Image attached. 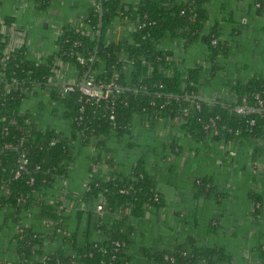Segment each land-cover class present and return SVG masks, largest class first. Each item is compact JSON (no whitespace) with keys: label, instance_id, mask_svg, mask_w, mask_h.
I'll return each mask as SVG.
<instances>
[{"label":"trees","instance_id":"obj_1","mask_svg":"<svg viewBox=\"0 0 264 264\" xmlns=\"http://www.w3.org/2000/svg\"><path fill=\"white\" fill-rule=\"evenodd\" d=\"M96 3L43 58L9 46L1 26L15 17L0 15V264H264L261 193H250L255 232L243 252L193 237L165 247L151 230L165 203L144 172L185 146L223 151L241 172L264 163V52L254 47L264 0H101L98 41ZM237 53L245 59L229 71ZM89 68L85 82L107 97L79 89ZM81 166L74 193L67 180ZM213 188L209 176L193 180L194 194Z\"/></svg>","mask_w":264,"mask_h":264},{"label":"crops","instance_id":"obj_2","mask_svg":"<svg viewBox=\"0 0 264 264\" xmlns=\"http://www.w3.org/2000/svg\"><path fill=\"white\" fill-rule=\"evenodd\" d=\"M128 1L134 4L137 0ZM1 2L0 15L15 17L17 46L27 47L34 58H43L51 53L56 48L55 40L62 28L71 25L78 29L81 17L97 5L96 0ZM119 35L120 32L117 33ZM257 35L262 44L255 52L261 54L264 52V30ZM218 150L222 149L219 147ZM130 153L134 155L137 151L130 149ZM180 153L169 160L158 157L156 162L148 161L144 167V172L150 174L165 203L157 216L158 225L151 229L154 239L166 247L193 237L197 244L209 242L243 252L248 247V237L255 232L250 223L253 219L249 213L250 193L264 196V163L258 162L254 171L241 172L235 164L223 161V151L213 158L208 148L185 146ZM209 159H213V163ZM81 168V179L84 180L87 176L86 167ZM201 176H209L212 181L214 188L210 197L194 194L193 180ZM74 181L67 180V184L76 193L83 184L77 185ZM212 218L216 224L209 226ZM151 230L144 226L145 234Z\"/></svg>","mask_w":264,"mask_h":264},{"label":"built area","instance_id":"obj_3","mask_svg":"<svg viewBox=\"0 0 264 264\" xmlns=\"http://www.w3.org/2000/svg\"><path fill=\"white\" fill-rule=\"evenodd\" d=\"M1 27H2L1 28L2 32L6 31L8 33V36H9L8 40H7L8 45L10 47L17 46V29L15 27V24H12V25L2 24ZM96 88H97L96 86L91 85L90 81L85 82L84 87H82L81 84L79 85V89L81 90V92L83 94L88 95V96L96 97V98H101V97L105 98L108 96L107 90L101 91V89H96ZM60 89L62 92H67V91H70L73 89V85L62 83V85L60 86ZM243 110H244V108H242V107L238 108L239 112H243ZM230 153L233 154L234 152L231 151ZM21 163L22 164L25 163V160H22Z\"/></svg>","mask_w":264,"mask_h":264},{"label":"rangeland","instance_id":"obj_4","mask_svg":"<svg viewBox=\"0 0 264 264\" xmlns=\"http://www.w3.org/2000/svg\"><path fill=\"white\" fill-rule=\"evenodd\" d=\"M255 38L258 40V43H257V45L256 46H254L255 47V49L258 47V46H261V44H262V41L259 39V36L255 33ZM252 43H253V39H252V37H250V36H248V39H247V37H245V42H244V44H246L248 47H250V46H252L253 47V45H252ZM190 52V54H199L198 56L200 57V58H202V57H204L203 55H205V53L203 54V52L201 53V52H199V51H197V50H192V49H190L189 50ZM249 51H250V49H249ZM235 52H232L231 53V55L233 56V54H234ZM243 55H247V52L246 51H243ZM236 56V57H235ZM245 57V56H244ZM243 56H241L240 54H235L234 55V57L231 59V58H229L226 62L228 63L227 64V69L230 71V70H232L233 68H235L236 66H237V61L238 60H240L241 62L245 59ZM81 162V161H80ZM79 162V163H80ZM81 165H84L83 164V162L81 163ZM79 166V165H78ZM80 169H75V168H73V170L70 172V175L72 176H74L72 179H74L77 175H78V178L74 181V182H76L77 183V185H79V183H81L82 182V177L81 176H83V168L81 169V167H79ZM76 170H77V172H76ZM79 176L81 177V178H79ZM71 179V180H72ZM0 242H1V240H0ZM3 245H2V242L0 243V247H2ZM1 252V251H0Z\"/></svg>","mask_w":264,"mask_h":264},{"label":"water","instance_id":"obj_5","mask_svg":"<svg viewBox=\"0 0 264 264\" xmlns=\"http://www.w3.org/2000/svg\"><path fill=\"white\" fill-rule=\"evenodd\" d=\"M99 29H98V33H97V41L100 39V33H101V26H102V15H103V11H102V6H101V0H99ZM90 68L88 69L87 73L84 75L82 81H81V86L84 87L85 86V79L87 74L89 73ZM96 89H101V87H98ZM200 100H204L203 98H200Z\"/></svg>","mask_w":264,"mask_h":264}]
</instances>
